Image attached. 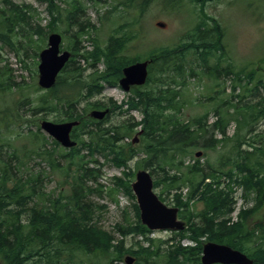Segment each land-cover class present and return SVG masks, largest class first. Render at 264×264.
<instances>
[{
    "label": "trees",
    "instance_id": "16d2710c",
    "mask_svg": "<svg viewBox=\"0 0 264 264\" xmlns=\"http://www.w3.org/2000/svg\"><path fill=\"white\" fill-rule=\"evenodd\" d=\"M41 1L46 2L51 11L55 9V14L52 13L55 26L58 16L61 15L55 0ZM75 8L78 6H74V10ZM11 13L9 16L3 15L4 18L0 22L2 27L0 39L9 46H12V42L7 38L9 37L7 33L14 32L17 27L21 29L20 24L26 19L22 8L14 6ZM80 28L81 32L74 35L76 38L83 33V24H80ZM36 29L42 28L36 26ZM33 31H29L28 34ZM192 38L196 40L192 45H189L191 40L182 46L163 47L149 54L151 63L148 66L146 84L141 90L134 91L130 98L131 104L128 103L129 108L140 109L143 117L141 121H133L131 125H127L123 133L126 132V136L129 137L132 129L140 125L143 138L146 140L144 148H147L148 154L143 165L149 163L150 166L161 169L163 173L165 171L176 173L173 179L169 178L170 184L165 186L167 192L179 189L183 185L188 188L187 200L182 203L185 208L180 213L187 223V228L177 236L180 239H189L194 245L187 247L177 245L174 249L168 250L161 249L150 241L148 248L140 246L138 251L127 252L117 247L110 250L112 237L89 222L95 216L97 209L101 208V206L90 208L86 202L87 196L92 191L87 183L97 182L98 179V173L89 166L94 162L91 159L93 154L96 152L103 155L110 154L111 157L113 156L112 161L117 165L125 164L134 155L132 149L125 152L123 146H118L122 141L118 129H102L100 122L82 115L81 111L84 110H79V105L87 92L95 89L100 91L105 85H116L121 76V68L129 63L120 54L123 44L113 39L107 43L104 51L86 52L85 48L80 46L61 71L55 86L41 96L39 107L46 110H27L32 115L41 111H62L63 118L59 121H79V125L73 130L72 138L81 145L80 148L76 146L57 156H53V152L41 149L45 146L44 142L33 149L34 152L39 151L36 154L42 160L49 159L54 169L68 176V193L62 191L52 196L39 188L40 175L29 172L15 174V172L21 173L25 161L30 158L33 150L23 147L21 151L8 142H3L11 153L6 155L7 158L0 159V262L2 264H119L123 253L134 254L135 264H201L199 257L202 238L206 242L224 244L246 254L252 260V264H264V224L256 223L249 229L244 222L245 217L264 210V146L261 140L258 139L255 142L256 146L251 150H243L240 153L239 145L247 142L242 134L240 141L232 144L234 157L231 163L227 164L230 167L226 170L209 169V173L204 175L201 174L204 169L196 164L185 165L184 162L186 158L194 159L193 148H215L219 140L198 143L197 139H205L208 135L214 137L217 132L225 137L233 114L236 115L234 120L237 125L243 131L245 129V132L250 131V128L264 117V103L252 105L244 103L239 107L234 105L233 98L222 100L223 106L227 107L221 108L215 105L212 110L216 117L214 124L192 129V122L181 116L184 102L179 89L183 88L187 70L185 54L188 50H192L193 45L197 47L198 43L203 47L205 58L212 52H217L215 47L210 46L209 37L195 34L189 39ZM17 43L15 54L19 63L23 64L24 59L28 58L26 48L28 45ZM39 48L38 45L36 49ZM20 50L23 56L18 55ZM35 56H37L36 52ZM80 57L89 62L92 68L86 78L85 68L79 62ZM136 60L138 59L130 62ZM99 62L104 66L101 71L97 68ZM208 70L214 78L231 74L226 69ZM241 95L236 96L241 99ZM229 106L234 110H228ZM25 119H27L25 116L18 113L13 121L19 123ZM38 132L32 134L34 139L39 141L38 134L40 139L44 140L45 137ZM30 133L28 131L23 136L26 137ZM84 151L86 155L80 153ZM58 156L62 158L63 163L57 158ZM223 172L230 178L234 176L235 183L241 185L248 195L252 194L254 200L253 208L242 212L240 220L229 225L227 224L229 219L223 216L228 215L232 210V204L229 207L230 194L219 190L216 186L220 184L219 178L222 176L220 173ZM209 178L212 182H205ZM156 185L155 181L154 186ZM125 190L131 194L127 183ZM244 197L247 195L244 194ZM191 201L197 202L201 209L194 211L192 206L189 208ZM134 211L136 224L128 218L127 226L119 227V232L148 231L138 221L137 208H134Z\"/></svg>",
    "mask_w": 264,
    "mask_h": 264
},
{
    "label": "rangeland",
    "instance_id": "374dc122",
    "mask_svg": "<svg viewBox=\"0 0 264 264\" xmlns=\"http://www.w3.org/2000/svg\"><path fill=\"white\" fill-rule=\"evenodd\" d=\"M55 3L58 6V11L61 12V19L58 16L59 19L54 26L52 13L55 14V9L51 11L45 3L38 0H0V22L4 18L3 15L12 14L14 6L22 8L26 14L25 21L20 24L21 29L17 27L14 32L7 33L9 35L7 38L11 40L12 46L6 45L2 41L3 39H0V113L3 119L0 122V159L7 158L6 155L11 153V150L3 142H8L12 147L21 151L23 147L33 150L37 140L32 134L36 133L40 121L44 119L59 121L63 118L62 111H41L35 115L27 111L46 110V108L39 107L40 98L44 92L37 86L38 57L35 56V52L38 54L40 50L36 49L38 45L46 46L47 34L53 30L62 36L61 47L64 49L70 47L75 49V52L79 50L80 46L85 48L86 52L104 51L107 43L110 40L113 41L114 38L117 43L123 44L124 58L128 61L137 57L138 59L148 58L152 51L163 47L182 46L191 40L189 45H192V42H196V40L189 38L195 34L209 37L210 46L213 48L218 36L208 33L207 29L216 24L223 32L224 55L220 57L221 62L218 65L215 61L216 52H212L208 57L214 56V58L208 60V57L205 58L203 55V47L200 43L197 44V47L193 45L192 50L186 52L187 73L183 82V97L181 99L184 106L181 116L192 122L194 126L201 127L216 120L211 113L209 116H205V114L214 109V105L219 99L230 100L233 98L232 102L239 107L244 103L245 105L264 103V0H55ZM74 6H78V8L74 10ZM69 11L72 12L68 14ZM65 16H67L66 19ZM26 21L27 23H25ZM158 22L163 23L164 27H158L156 25ZM80 24H83L85 32L76 38L74 35L81 32ZM36 26L42 29H36ZM34 29L35 31H33ZM29 31L33 32L28 34ZM17 42L28 45L26 47L28 58L24 59L23 64L19 63L15 54L18 47ZM79 53L82 52L79 51ZM18 55L23 56V52L20 50ZM79 62L85 68L84 77L86 78L91 71L89 65L84 60ZM207 67L223 68L229 70L231 74L217 79L210 74ZM134 91L124 93L118 88L107 86H104L100 91L95 89L85 94L79 105V110H84L81 111V114L86 115L90 110L97 108L103 110L104 108L99 107H108L112 110L102 126L106 128L114 126L120 130L124 124L142 120L140 109L129 108L128 105V103L131 104L130 98ZM237 94H242L241 99L236 96ZM219 103L221 102L219 101ZM116 105L120 106V109L114 108ZM225 107L227 106L225 105ZM228 110H232V107L229 106ZM18 113L27 119L19 123L11 120L13 117L15 120ZM233 115L231 117L233 121L227 130V136L231 140L220 141L217 143V147L211 150L194 148V152L200 151L204 153V156L194 159L186 158L185 161L188 165L196 164L199 168L204 169L201 173L204 175L209 173V169L221 168V171L228 169L227 164L231 163L234 157L232 144H236L244 134L242 128L239 129L234 120L236 115ZM139 129L140 127L136 131L133 130L129 138H123L118 145L123 146L124 151L130 149L134 151L133 157L125 164L117 165L112 161L113 156L111 157L110 154L94 153L91 157L94 162L89 166L98 173V179L97 182L89 181L87 183L92 191L87 196L86 202L90 208L100 206L101 208L97 209L95 216L89 222L112 237L110 250L117 247V249L130 252V250L138 251L140 246L148 248L151 242H144V240L151 239V236L165 239V246L168 250L174 249L178 244L191 245L189 241L170 242L171 238H169L168 232L147 235L133 231L128 233L118 231L119 227L127 226L128 218L134 224V208L137 204L134 196L125 190V185L131 181V173L135 174L138 168L145 169L150 173L158 185L155 193L160 194L168 206H178L182 210L185 208L182 203L186 198V186L183 185L181 190L169 192L165 189V186L170 184L169 178L173 179L176 173L173 171L163 173L161 169L153 167V165L150 166L149 163L143 165L148 154L147 148H144L146 140L142 133L137 135ZM28 131L31 133L26 137L23 136ZM40 133L44 134L41 131ZM121 135L125 137L126 132ZM37 136L39 139L40 136L38 134ZM134 136H137V142L131 144L130 139H134ZM246 136L248 143L239 145L240 153L243 150L254 148L258 139L262 140L264 145V122L259 120ZM212 137L208 135L205 139H197V141H199L198 143H207L208 140L211 142L220 138L218 134ZM46 138L51 140L49 137ZM58 147L62 149L60 146ZM80 147L77 146V148ZM50 150H52L51 147ZM60 152L58 150L57 154ZM80 153L86 154L85 151ZM47 161L48 164L39 158L30 157L25 161L26 164L21 173L15 172V174L29 172L40 175L39 188L52 196H56L58 192L62 191L68 193V176L60 171L50 169V161ZM220 174H222L219 178L220 184L216 186L219 190L230 194L229 207L232 203L235 207V211L231 214L232 220L227 223L229 225L238 222L241 213L249 210L238 211L242 206L250 208L254 205V201L252 196L243 198L245 189L235 183L234 176L230 178L224 172ZM205 182L212 181L209 178ZM191 206L194 211L201 209L197 202H190L189 208ZM225 216L227 215L223 217ZM244 222L249 229L253 228L256 223L264 224V210L245 217ZM201 241L204 243V238ZM153 243L162 248L161 244L154 241ZM127 254L136 260L132 253H123L120 259L122 260Z\"/></svg>",
    "mask_w": 264,
    "mask_h": 264
},
{
    "label": "water",
    "instance_id": "95a60500",
    "mask_svg": "<svg viewBox=\"0 0 264 264\" xmlns=\"http://www.w3.org/2000/svg\"><path fill=\"white\" fill-rule=\"evenodd\" d=\"M157 25L163 26L161 23ZM60 40L58 34H50L47 48L39 53L38 86L43 89H49L54 85L57 74L69 57L68 52L58 54ZM147 64V61L137 62L123 69V77L119 80V85L124 91H128L130 85H142L145 82ZM105 113L106 111H93L90 115L101 119ZM76 124V122L55 124L49 121H42L40 127L62 146L71 147L74 142L70 141L69 133ZM131 188L137 197L141 222L147 225L149 229H183V223L176 220L177 209L163 205L152 192V180L146 171H138L136 173V180L132 183ZM202 252L201 262L203 264L252 263L244 254L225 245L206 243ZM125 262L130 264L131 258L126 257Z\"/></svg>",
    "mask_w": 264,
    "mask_h": 264
},
{
    "label": "bare ground",
    "instance_id": "6f19581e",
    "mask_svg": "<svg viewBox=\"0 0 264 264\" xmlns=\"http://www.w3.org/2000/svg\"><path fill=\"white\" fill-rule=\"evenodd\" d=\"M240 105V104H239ZM138 111V110H137ZM86 155V154H85ZM169 178V177H168ZM88 189V188H87ZM7 233V232H6ZM7 235V234H6ZM1 239V238H0Z\"/></svg>",
    "mask_w": 264,
    "mask_h": 264
},
{
    "label": "flooded vegetation",
    "instance_id": "af4514ba",
    "mask_svg": "<svg viewBox=\"0 0 264 264\" xmlns=\"http://www.w3.org/2000/svg\"><path fill=\"white\" fill-rule=\"evenodd\" d=\"M209 32V31H208Z\"/></svg>",
    "mask_w": 264,
    "mask_h": 264
}]
</instances>
